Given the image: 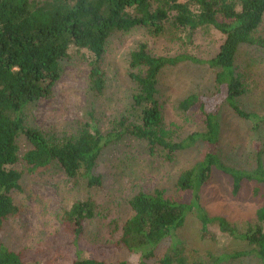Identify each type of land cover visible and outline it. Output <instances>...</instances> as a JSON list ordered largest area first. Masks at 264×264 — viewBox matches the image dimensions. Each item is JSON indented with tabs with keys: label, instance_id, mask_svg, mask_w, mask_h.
Wrapping results in <instances>:
<instances>
[{
	"label": "trees",
	"instance_id": "trees-1",
	"mask_svg": "<svg viewBox=\"0 0 264 264\" xmlns=\"http://www.w3.org/2000/svg\"><path fill=\"white\" fill-rule=\"evenodd\" d=\"M166 24L183 31L188 42L201 28L216 30L223 41L208 60L184 54L153 56L146 45L139 44L129 59L131 68L138 70L131 79L138 87L132 103L140 110V124L121 120L113 129L102 133L93 122H88L75 136L60 142L49 141L40 130L25 124V109L49 95L69 52L85 53L90 90L100 94L105 82L102 58L107 38L114 32L135 27L157 35ZM243 47L264 51V0H44L42 3L0 0V231L6 221L19 214L13 194L20 193L24 173H34L55 162L69 179L82 177L89 187H98L101 179L94 175L97 159L107 146L125 137L144 141L149 155L163 152V159L169 163L176 159L177 153L201 143L205 147L202 159L183 170L176 180L177 190L189 194V201L171 200L159 190L139 192L130 200L133 215L122 225L116 245L125 252L140 255L141 260H151L158 246L172 239L186 217L194 214L202 239H212L209 227L214 225L244 249L222 253L208 263L195 258L190 264H221L245 256H254L264 264V205L242 230L223 217H209L200 205V190L214 172L229 180L234 196L246 183L253 184L255 197L264 193L261 144L253 147L251 170L228 166L218 154L221 105L246 123L251 132L264 130V115L243 110L238 102L247 92L236 64L237 53ZM184 62L214 70L216 90L210 96L188 95L178 103L177 109L182 112L198 108L204 130L171 142L163 131L157 78L162 69ZM20 137L25 138L30 149L22 156L23 170L16 171L12 167L18 161ZM93 210L94 203L88 199L73 203L64 213L60 234L73 239L69 264H110L98 254L77 248L75 240L82 234V223L92 218ZM172 261L187 264L178 254L172 258L166 256L164 263ZM25 262L24 251L10 250L0 242V264Z\"/></svg>",
	"mask_w": 264,
	"mask_h": 264
},
{
	"label": "rangeland",
	"instance_id": "rangeland-1",
	"mask_svg": "<svg viewBox=\"0 0 264 264\" xmlns=\"http://www.w3.org/2000/svg\"><path fill=\"white\" fill-rule=\"evenodd\" d=\"M29 1L42 3L44 0ZM222 41L223 36L216 30L201 28L188 42L185 33L170 24L157 35L142 27L114 32L104 47L103 91L95 94L90 90L85 53L69 52L49 95L25 109V124L55 142L75 136L88 122H93L102 133L113 129L121 120L140 124V110L132 103L138 87L131 79L138 70L130 66V53L139 44H144L153 56L184 54L208 60L216 54ZM236 64L247 88L246 94L238 100L240 107L264 115V51L243 47L237 53ZM214 74L215 71L206 65L189 62L166 67L158 74L157 99L167 140L177 142L190 133L204 130L197 107L182 112L177 105L191 94L210 96L214 93ZM218 121L221 129L218 154L222 162L251 170L254 145L261 144L264 151V130L251 132L249 126L224 104L218 109ZM17 144L18 161L12 168L22 171V156L30 146L24 137H20ZM204 152V145L198 143L177 153L176 159L169 163L163 159V152L149 155L144 141L125 137L107 146L97 159L94 175L101 179L98 187H89L82 177L69 179L55 162L34 173H24L20 193L13 194L19 214L5 222L0 231V242L10 250L24 251V264H69L73 256L70 246L73 239L60 234L62 218L73 203L90 199L94 203L93 216L82 223V234L75 241L80 251L98 254L107 263L165 264L166 256L172 258L176 254L187 264L195 258L208 263L222 253L243 250L242 245L221 234L214 225L209 227L212 239H202L200 224L194 214L186 217L172 239L158 246L151 260H141L140 255L125 252L116 245L122 225L133 215L130 200L139 192L159 190L171 200L189 201V194L177 190L176 180L183 170L201 160ZM200 205L209 217H223L242 230L264 205V193L255 197L253 184L246 183L234 196L229 180L214 172L200 190ZM221 264L260 263L254 256H245Z\"/></svg>",
	"mask_w": 264,
	"mask_h": 264
}]
</instances>
